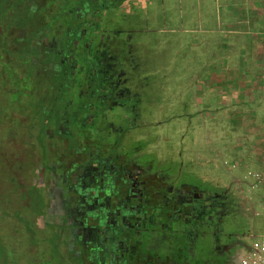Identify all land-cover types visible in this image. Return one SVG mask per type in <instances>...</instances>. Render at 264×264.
<instances>
[{
    "label": "flooded vegetation",
    "instance_id": "1",
    "mask_svg": "<svg viewBox=\"0 0 264 264\" xmlns=\"http://www.w3.org/2000/svg\"><path fill=\"white\" fill-rule=\"evenodd\" d=\"M156 3L0 0V213L34 235L39 199L33 224L74 264H234L246 246L236 184L161 154L174 142L158 129L187 119L148 95L139 43Z\"/></svg>",
    "mask_w": 264,
    "mask_h": 264
},
{
    "label": "crops",
    "instance_id": "2",
    "mask_svg": "<svg viewBox=\"0 0 264 264\" xmlns=\"http://www.w3.org/2000/svg\"><path fill=\"white\" fill-rule=\"evenodd\" d=\"M142 19V68L159 88L148 95L160 91L162 112L189 121L158 129L174 142L164 153L159 139L161 154L196 181L227 166L264 171V0H157Z\"/></svg>",
    "mask_w": 264,
    "mask_h": 264
},
{
    "label": "rangeland",
    "instance_id": "3",
    "mask_svg": "<svg viewBox=\"0 0 264 264\" xmlns=\"http://www.w3.org/2000/svg\"><path fill=\"white\" fill-rule=\"evenodd\" d=\"M20 14V13H19ZM160 96V91L155 92L152 94V96ZM186 97V96H184ZM184 97H174V98H184ZM1 104H2V98H0V115L3 113V108H1ZM181 106H186V103L184 102ZM165 120V119H162ZM184 122L186 124L189 123L188 120H184ZM180 125V123H179ZM178 123L175 124V126H179ZM164 127V126H163ZM165 128H167V126H165ZM164 129V128H162ZM167 129H164L163 131L166 132ZM9 137V136H8ZM5 140V139H4ZM8 141V139H7ZM0 143H2V141L0 140ZM163 149V146L161 147V151ZM164 153L166 152V149L164 148ZM163 153V155H165ZM228 167V172L226 173V177L221 178L219 174H217V172L212 173V175L210 176L212 182L214 185L217 186H226L229 184V182L227 180H231V177L234 175L235 177H239L241 181L245 180V170H241V169H237L236 166L235 167H231V166H227ZM236 168V169H234ZM248 173V172H247ZM9 174H7V178H9ZM222 180H221V179ZM226 178V180H224ZM10 179V178H9ZM236 183V182H235ZM235 183H231V184H235ZM256 193H258V191H256ZM259 199V197H258ZM20 204V203H19ZM17 205V204H13L14 207H16V209H8L7 210H23L22 209V205ZM247 204H245V202H242V208H243V214L247 217V219H242L239 215H235V220L233 223H236V225H238L239 227L241 226L242 228V232H245L247 230L250 231L249 226L250 225V221H252V219H254L255 221V228L251 229L250 233L255 232V234H259L264 232V216H260V217H255L253 218L251 214L246 213V208ZM256 210L260 213L264 212V208L262 205H260L259 201L256 205ZM248 207V206H247ZM42 207H41V203L40 200L37 199L36 203L33 204L32 209H29L27 211H25V216L26 218H28L27 220L30 221L31 226H33V234H28L25 235L24 234V226H22V224H19L22 220L21 217L19 216L18 212L16 214H1L0 213V238L2 239V242L9 244L12 248L13 251L15 253V259L17 260L16 263L17 264H31V258L32 259H53V264H59L58 262V255L56 254V252L53 250L54 247V238L56 236L53 235V233H51L50 231H48V228H44L43 226L45 225L41 219L36 220V227L33 224V220L32 217L33 216H38L42 213ZM232 223V225H234ZM26 224L28 225L29 222L27 221ZM38 227V228H37ZM230 227H232L230 225ZM249 228V229H248ZM249 233V234H250ZM32 237H34V239L32 240ZM250 242V241H249ZM40 252V254H39ZM63 253H60V264H74V260H73V254L69 253L66 251L65 249H62ZM33 264V263H32Z\"/></svg>",
    "mask_w": 264,
    "mask_h": 264
},
{
    "label": "built area",
    "instance_id": "4",
    "mask_svg": "<svg viewBox=\"0 0 264 264\" xmlns=\"http://www.w3.org/2000/svg\"><path fill=\"white\" fill-rule=\"evenodd\" d=\"M235 184L241 203L245 202L248 206L245 208L246 213L251 214L253 218L264 216V212L256 210L258 201L264 208V171H249L244 181ZM244 241L246 246L234 264H264V232L259 234L252 232Z\"/></svg>",
    "mask_w": 264,
    "mask_h": 264
},
{
    "label": "trees",
    "instance_id": "5",
    "mask_svg": "<svg viewBox=\"0 0 264 264\" xmlns=\"http://www.w3.org/2000/svg\"><path fill=\"white\" fill-rule=\"evenodd\" d=\"M27 10H29V8H27ZM26 235V234H25ZM31 235V233H30ZM55 236V235H54ZM32 240H33V237H32ZM57 240V236H55L54 238V247H53V250L56 252V254L58 255V262L60 264V260H61V257H60V251H59V244H57L56 242ZM40 254V252H39ZM15 253L13 251V248L7 244V243H4L2 242V239L0 238V264H17L16 263V259H15ZM53 259H42V258H39V259H32L31 258V264H53Z\"/></svg>",
    "mask_w": 264,
    "mask_h": 264
}]
</instances>
